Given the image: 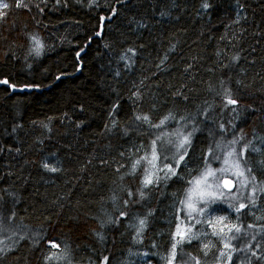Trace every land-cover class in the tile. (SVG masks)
I'll return each instance as SVG.
<instances>
[{"label":"trees","instance_id":"obj_1","mask_svg":"<svg viewBox=\"0 0 264 264\" xmlns=\"http://www.w3.org/2000/svg\"><path fill=\"white\" fill-rule=\"evenodd\" d=\"M4 2L0 247L10 250L0 264H165L189 181L231 140L237 153L249 145L241 162L264 185V0ZM23 87L32 90L13 92ZM143 115L152 124L171 115L169 131L195 138L176 175L146 188V162L134 174L132 166L169 132ZM252 206H213L192 222L197 238L177 244L174 263L264 264V193ZM218 216L241 235H214L206 221Z\"/></svg>","mask_w":264,"mask_h":264},{"label":"snow or ice","instance_id":"obj_2","mask_svg":"<svg viewBox=\"0 0 264 264\" xmlns=\"http://www.w3.org/2000/svg\"><path fill=\"white\" fill-rule=\"evenodd\" d=\"M23 0H18L16 6L20 7L21 3ZM9 7L8 3H5L4 0H0V18H3L6 13L3 11L4 9H7ZM204 8H208L209 5L205 0V3L203 4ZM32 43H33V51L39 55L44 48L43 43L40 41L39 38L36 36L31 37ZM129 51H132L129 49ZM0 83H7V81H0ZM226 102L228 105H235L237 104V101L232 98L230 92L226 91ZM137 120H143L146 123H149L150 126L152 127H162L164 124L172 119H175V117H172L171 115L164 117L163 120L159 122V124H152L149 116L143 115V116H137ZM178 137V142H176V147L178 149L184 148L185 151L183 154H180L178 157V161L182 160L184 158V154H186V148L185 145H189L191 143V135L192 133L189 132L187 135H184L183 132L180 130H177L176 133H174ZM161 137L158 136L157 139H160ZM153 148L151 151L150 156H144L141 157L140 159H137L133 166H132V172L133 174L136 172L137 166L141 164V161H145L147 165L150 167L144 168V173H143V179L141 180V184L143 185L144 188L148 187L149 185L154 183V175H155V170L157 169V164L155 163L159 157L157 156L156 149H155V144L156 140H153ZM233 145L237 143V140H233L231 142ZM249 145H245L242 147L240 153H237L235 148H233L231 151L228 152V157H232L233 159L231 162L229 160H225L224 163L226 165H229V167L226 168H220L218 171L221 174L220 176L216 175L217 170L211 169V167L206 168L199 176L195 177L193 180L189 181L193 185L192 188H190L186 193H185V200L182 201L186 215L189 219H193L196 221V223H200L201 221L198 219L199 216H203L204 212L206 210V206L212 203H216L217 201H223L226 197V193L222 190V187L228 188L229 193H231V184L232 182L229 180L224 179V173H227L231 171V175L236 177V179L239 181L240 189H244L248 186V184L254 182L255 177H249L246 173L251 172V168H248L247 165L245 164L243 167L241 166V159L243 157L244 152L248 150ZM253 151H259V149L253 148ZM44 167L49 170L55 172L57 169L56 168H49L48 164H45ZM164 169H167L168 173H171V175H176L175 170L168 164H164L162 168L159 170L163 171ZM213 177V181L210 183L209 182V177ZM165 178H170L167 173ZM160 179L159 176L155 177V181L158 182ZM213 184L215 185V190L213 189ZM203 185V187H201ZM264 190V189H262ZM252 195H255L256 193V188L253 187L251 189ZM129 196L132 195V192L129 191ZM139 197L143 199L145 197L144 191L141 189L139 190ZM229 199H235V196H228ZM254 203V201H253ZM125 204H127V201H125ZM203 204L205 207H198V205ZM230 208L233 207L232 204L229 203L228 205ZM246 205L243 203H239L238 206L235 207V210L239 212L242 208H244ZM123 215V213H122ZM227 220V217L225 216H218L214 218H209L207 219L206 223L211 226L214 231V235H221L224 233L225 229L228 230V232H233L235 231L236 233H239L241 231V227L238 225L230 224V223H225ZM217 225L220 227L217 230ZM146 227V220L141 219L139 220V227L137 230V237L140 236V233L144 230ZM251 227V226H249ZM175 237H179L178 240H176L171 247V251L168 257H166L167 264H172V261L175 259L176 255V248L177 244L184 242L187 240V242H191L192 239L197 238L193 235H191V226H184L182 227L181 225L177 226V230L175 232ZM103 237H101L102 239ZM231 239H235V237H231ZM0 245H5L4 240H0ZM58 245L52 244V247H57ZM155 247V245H153ZM205 248L208 247L207 244L204 246ZM225 248H230L231 244L230 243H225L224 244ZM6 250H10L8 246L5 247H0V253H4ZM253 255L256 253L253 252ZM147 255V253H145ZM221 255H224V253H221ZM51 259V257H49ZM194 259V258H193ZM107 257H104L103 264H107ZM197 264L199 262L197 261Z\"/></svg>","mask_w":264,"mask_h":264},{"label":"rangeland","instance_id":"obj_3","mask_svg":"<svg viewBox=\"0 0 264 264\" xmlns=\"http://www.w3.org/2000/svg\"><path fill=\"white\" fill-rule=\"evenodd\" d=\"M171 121L172 120L167 121L164 124V126H163V133H165L167 131L166 134H168V132H169V138L167 139V141H166V143L164 145H162V146H160V147H158L156 149V153H157V156L159 157V159L155 162L157 164V169L155 170V175L153 177L154 183L156 182L155 181V177L156 176H159L160 177L159 180H161V181L167 179V178H165L166 173H167V175L169 177L172 176L171 173H168L167 172V169H164L163 171L159 170L160 168L163 167L164 164H168V165H170L174 169V167H176L177 165H179L182 162V160H179L178 161V157H179L180 154H183L184 153L185 149L184 148L178 149L176 147V142H178V137L176 135H174V133H176L177 130H180L181 132H183L184 135H187L188 133L185 132L182 127H178V128H176V130L169 131V129H168V123L170 124ZM190 124L191 123L185 122L184 125L188 127V126H190ZM189 132H191L193 134V132L191 130H189ZM190 139H191V142H194V140H195V138L193 137V135H191V138ZM232 141L233 140H231L229 143H227V144H225L223 146H219L217 148V151H216L215 155L211 158L210 164L206 167V168L211 167V169L217 170L216 171V175L217 176H220L221 175L219 173V171H218L220 168L229 167V165H226L224 163V161L227 159V160H229L231 162V160L233 159L232 157H228V155H227L228 152L231 151L233 148H235V150H236L235 145H233L231 143ZM187 146L188 145H185V148L186 149H187ZM241 166L243 167L242 162H241ZM140 167H141V164L139 166H137V169L140 168ZM146 167H150V166L149 165H146ZM246 174L249 177H253L249 173H246ZM208 179H209V182L211 183L214 178L210 176ZM224 179H229V180L233 181V183H234L233 190H231V193H229V190L227 188L222 187V190L227 194L226 197H225V199L223 201H217L216 203H212V204L207 205L204 214L206 212H208V214H209L211 212V208L213 206H215V205H223L224 207L228 208L229 210H231V209H234L235 210V207L238 206L239 203H243L246 206L244 208H242V209L247 210L249 213H253L259 207V206H252V205H253V201L255 202V198L257 197V195H262L264 193V190H262V189H264V185H261V184L258 183L257 180H254V182L248 184V186L246 188L240 189L239 181L236 179V177H234V176L231 175V171H229L227 173H224ZM192 187H193V185L190 183L189 186H188L187 191L190 188H192ZM201 187H203V185H201ZM253 187L256 188L255 195H252V192H251V189ZM212 190H215V185L214 184H213V189ZM233 195L235 196V199H229L228 198V196H233ZM184 200H185V194H184V197H183L182 201H184ZM256 200H258V198ZM229 203L232 204L233 207L230 208L228 206ZM198 207H205V205L200 204V205H198ZM181 213H182L183 217L185 218L184 223H183L184 226H188V225L191 226L192 225V222L195 223V225L197 224L195 220L189 219L187 217L183 203H181ZM201 217L202 216H199L198 217V219L200 221L203 220V217L202 218ZM7 232L8 231H5V230L3 231V230L0 229V238H2L3 236H5L4 234H6ZM241 233H242V228H241V231L239 233H236L235 231L228 232V230L225 229V231H224L223 234L231 235V236H236L237 237V236L241 235ZM193 236H195V235H193ZM195 237H197V236H195ZM225 243H227L226 240H224L222 242V247H224V244ZM51 247H52V244H51ZM52 248L58 250V246L57 247H52ZM53 255L54 256H58L59 257V260L64 261V258L61 256V254L54 253ZM146 256L147 255H145V253H143V257H146ZM220 257L222 259L224 256L221 255ZM219 263H222V262H219ZM150 264H154V263L153 262H150ZM165 264H167V262ZM172 264H176V263H174V261H172ZM178 264H186V263L184 262L183 259H181L180 260V263H178ZM223 264H225V263H223Z\"/></svg>","mask_w":264,"mask_h":264},{"label":"water","instance_id":"obj_4","mask_svg":"<svg viewBox=\"0 0 264 264\" xmlns=\"http://www.w3.org/2000/svg\"><path fill=\"white\" fill-rule=\"evenodd\" d=\"M5 84L8 85V82L5 83ZM31 90H32V88H30V87H23V88H20V89H13V92H18V91L19 92H25V91H31ZM226 180H229V179H226ZM229 181H231V180H229ZM231 182H232V184H231V190H233L234 183H233V181H231Z\"/></svg>","mask_w":264,"mask_h":264},{"label":"bare ground","instance_id":"obj_5","mask_svg":"<svg viewBox=\"0 0 264 264\" xmlns=\"http://www.w3.org/2000/svg\"><path fill=\"white\" fill-rule=\"evenodd\" d=\"M74 2V1H73ZM76 3V2H75ZM75 5V4H74ZM80 6V5H79ZM85 5H83V7H84ZM82 8V7H81ZM194 243V242H193ZM194 245V244H193ZM190 246V245H189ZM189 250V249H188ZM192 251V250H191ZM194 251V250H193Z\"/></svg>","mask_w":264,"mask_h":264}]
</instances>
